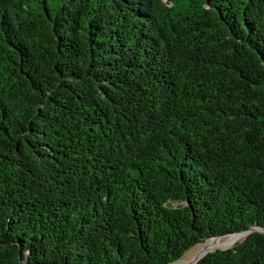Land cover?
Instances as JSON below:
<instances>
[{
    "label": "trees",
    "instance_id": "1",
    "mask_svg": "<svg viewBox=\"0 0 264 264\" xmlns=\"http://www.w3.org/2000/svg\"><path fill=\"white\" fill-rule=\"evenodd\" d=\"M251 228L264 0H0V264H172ZM196 264H264V233Z\"/></svg>",
    "mask_w": 264,
    "mask_h": 264
},
{
    "label": "rangeland",
    "instance_id": "2",
    "mask_svg": "<svg viewBox=\"0 0 264 264\" xmlns=\"http://www.w3.org/2000/svg\"><path fill=\"white\" fill-rule=\"evenodd\" d=\"M242 238H239L238 240L237 239H232L231 241H229L228 243V240L227 238H221V239H218L219 240V246L215 249H212L211 251H209L208 253H212L214 251H217V250H226V249H229L231 248L236 242L240 241ZM206 242V241H205ZM204 242V243H205ZM200 244L198 246H194L193 248L189 249L183 256L182 258L175 262V263H172V264H189L191 262V260L197 256V255H201L202 253H200L199 251L203 248V244ZM207 253V252H206Z\"/></svg>",
    "mask_w": 264,
    "mask_h": 264
},
{
    "label": "bare ground",
    "instance_id": "3",
    "mask_svg": "<svg viewBox=\"0 0 264 264\" xmlns=\"http://www.w3.org/2000/svg\"><path fill=\"white\" fill-rule=\"evenodd\" d=\"M225 238H227L228 243L229 241H231L232 239H237L238 238V234L236 235H230V236H226ZM221 239V238H220ZM219 240L218 239H212V240H208L203 244V248L199 251L200 253H206L211 251L212 249L217 248L220 244H219ZM192 264V263H190Z\"/></svg>",
    "mask_w": 264,
    "mask_h": 264
},
{
    "label": "water",
    "instance_id": "4",
    "mask_svg": "<svg viewBox=\"0 0 264 264\" xmlns=\"http://www.w3.org/2000/svg\"><path fill=\"white\" fill-rule=\"evenodd\" d=\"M253 231H257V232H260V233H264V230H261V229H257V228H251V229H248L247 231H245V232H241V233H239L238 234V238H237V240L239 239V238H243V237H245L246 235H248L249 233H251V232H253ZM227 236H230V235H227ZM223 237H226V236H223ZM223 237H217L216 239H220V238H223ZM207 254H209L208 252L207 253H203V254H199V255H197V256H195L192 260H191V262L190 263H192V264H196L200 259H202L204 256H206ZM189 263V264H190Z\"/></svg>",
    "mask_w": 264,
    "mask_h": 264
}]
</instances>
